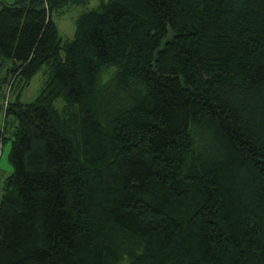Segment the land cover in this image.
I'll use <instances>...</instances> for the list:
<instances>
[{"label":"trees","instance_id":"obj_1","mask_svg":"<svg viewBox=\"0 0 264 264\" xmlns=\"http://www.w3.org/2000/svg\"><path fill=\"white\" fill-rule=\"evenodd\" d=\"M88 2H0V264H264V0Z\"/></svg>","mask_w":264,"mask_h":264},{"label":"rangeland","instance_id":"obj_2","mask_svg":"<svg viewBox=\"0 0 264 264\" xmlns=\"http://www.w3.org/2000/svg\"><path fill=\"white\" fill-rule=\"evenodd\" d=\"M14 0H0V2H13ZM102 0H89V2L85 5L83 4H69L66 5L59 10L54 11L53 17L57 24L58 31L60 36L63 38V40L66 39H72L75 35L76 31V19L85 11L96 8L99 3H101ZM45 69L46 66H44L32 79L30 84L25 87V89L22 92L21 96V102L23 103H29L39 95L44 80L46 78L45 75ZM7 72L4 70L2 72L3 75H5ZM4 94H7L5 97ZM17 95V91H9V87L4 86L2 92L0 93V105L5 104L8 100L14 101L15 97ZM62 101H57V105L61 106ZM3 119H4V112L3 110L0 111V128L3 125ZM12 133H13V127L11 125L7 126V131L5 133V136L7 139L5 140L4 144L0 145V196L3 192V186L5 179L11 175L14 171V168L9 160V154L12 146Z\"/></svg>","mask_w":264,"mask_h":264}]
</instances>
